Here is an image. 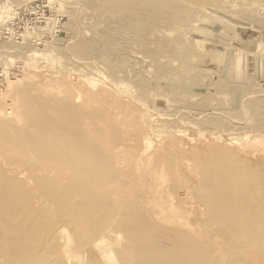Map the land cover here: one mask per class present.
I'll list each match as a JSON object with an SVG mask.
<instances>
[{
    "label": "bare ground",
    "instance_id": "6f19581e",
    "mask_svg": "<svg viewBox=\"0 0 264 264\" xmlns=\"http://www.w3.org/2000/svg\"><path fill=\"white\" fill-rule=\"evenodd\" d=\"M196 2L208 0H104L99 8L119 21L76 56L85 74L72 73L73 83L63 78L56 92L52 84L47 94L19 90L12 117H0V264H97L109 252L118 264H264V161L219 144L191 161L185 141H170L147 163L138 153L153 143L136 120L140 109L124 103L130 96L114 91L117 82L86 79L101 70V54L119 76L143 64L130 53L133 43L147 50L133 25ZM122 61L131 69L119 68ZM149 71L134 70L135 88L148 87ZM257 99L250 110L264 108Z\"/></svg>",
    "mask_w": 264,
    "mask_h": 264
},
{
    "label": "rangeland",
    "instance_id": "374dc122",
    "mask_svg": "<svg viewBox=\"0 0 264 264\" xmlns=\"http://www.w3.org/2000/svg\"><path fill=\"white\" fill-rule=\"evenodd\" d=\"M103 1L0 0V73L4 82L0 91V117L5 114L1 118L12 117V101L16 102L21 97L20 92L26 88L33 92L40 89L47 94L51 93L48 89L53 87L52 92H56L58 85L66 82L69 76H72L70 82L75 81L72 73H83L76 64V56L84 57L90 41L103 40L108 36L109 25L119 21L113 10L99 8ZM196 3L187 5L186 12L165 10L160 12L161 18L133 25L131 29L137 34L136 40L143 43L147 50L138 49L142 44L133 43L130 44V53L143 64L140 62L131 71V67L127 68L129 63L122 61L119 68L130 71L125 76H119L116 68L113 72L107 67L109 59L106 54H101L98 62L104 65L98 72H90L86 79L93 80L97 86L106 81L117 82L114 91L121 90L122 95L130 96L124 103L132 109H140L136 120L147 129L146 137L153 143L152 148L138 153V157L147 163L149 155L167 149L170 141H185V151L191 161L196 152H204L210 146L219 144L263 162L264 108L251 107L250 110L248 104L255 103L257 98L264 100V0H208L205 6ZM25 7L30 8L26 10ZM143 12L144 16L153 13ZM177 20L179 23L174 22ZM47 24L49 27H46ZM87 31L91 36L88 37ZM127 33L125 38L129 40L132 31ZM117 56L118 52L114 54V57ZM135 68L150 69L146 73L149 81L147 89L135 88L131 83ZM93 73L95 76H92ZM126 76H131V79ZM258 99L256 102H259ZM213 119L223 127L217 129L219 125H214ZM226 123L232 127L228 129ZM237 125L253 130L246 128V131L240 132L236 129ZM233 131L238 135H233ZM259 166L261 169L264 164ZM195 216V213L190 214L193 219ZM117 256L109 252L100 261L116 264ZM100 261L97 264H103Z\"/></svg>",
    "mask_w": 264,
    "mask_h": 264
},
{
    "label": "built area",
    "instance_id": "2783aa9c",
    "mask_svg": "<svg viewBox=\"0 0 264 264\" xmlns=\"http://www.w3.org/2000/svg\"><path fill=\"white\" fill-rule=\"evenodd\" d=\"M31 9L33 10V7H31ZM34 11V10H33ZM3 81H2V73H0V91H2L1 90V87H2V85H3Z\"/></svg>",
    "mask_w": 264,
    "mask_h": 264
}]
</instances>
